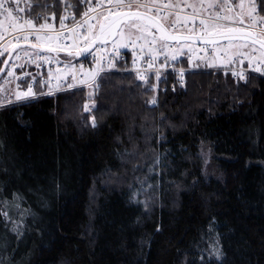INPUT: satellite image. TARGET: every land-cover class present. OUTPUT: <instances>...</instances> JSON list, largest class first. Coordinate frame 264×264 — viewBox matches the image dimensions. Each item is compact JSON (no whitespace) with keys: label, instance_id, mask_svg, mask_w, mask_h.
<instances>
[{"label":"trees","instance_id":"1","mask_svg":"<svg viewBox=\"0 0 264 264\" xmlns=\"http://www.w3.org/2000/svg\"><path fill=\"white\" fill-rule=\"evenodd\" d=\"M170 74L103 73L89 105L73 88L0 106V202L14 215L23 191L41 214L18 211L0 264H264V77Z\"/></svg>","mask_w":264,"mask_h":264},{"label":"snow or ice","instance_id":"2","mask_svg":"<svg viewBox=\"0 0 264 264\" xmlns=\"http://www.w3.org/2000/svg\"><path fill=\"white\" fill-rule=\"evenodd\" d=\"M12 2L13 0H7L6 4L5 0H0V17H2L0 19V39H3L5 34L18 33L14 37L10 36V40L31 44L32 55L27 53L26 55L38 67L40 61L51 62L55 59L50 55H43L40 49L47 48L50 52L66 51L63 41L68 39L72 40L76 55L87 51L97 41L101 43L112 41L114 47L126 41L133 46L134 57L137 53V46L141 56H145V49H147L148 68L154 67L159 56H164L166 60L169 57L175 60L184 49L192 52V42L201 41L205 46L211 45L215 52L220 54L216 59L225 66L237 61L243 64L247 60L249 68L264 72V15H261L264 13V0H248L247 3L245 0H240L239 11H236V6L230 5L228 0H224L223 3L219 0H199V3L196 0L192 3L186 0H129V2L114 0V7L126 8L129 11H117L116 13L109 11L102 19L98 18V23L95 25L89 22L92 19L89 17L83 23L78 22L80 28L86 25L87 31H78L74 25L69 30L70 36L63 31L66 28V17H60L61 31H57L54 24L48 22L47 16H44L42 23H37L36 21L41 18L39 13L32 18L16 15L17 11L23 12L25 9L12 7ZM85 2L89 3L90 11L91 0H85ZM187 8H191L192 12L182 15L181 9ZM52 15L54 19L55 14ZM83 15L87 16L88 12L86 11ZM73 19H75V14H73ZM30 37H34V40ZM81 40L84 44L83 48L80 47ZM220 41L226 43L221 45ZM172 42H176L175 45ZM10 46L16 48L17 44L13 43ZM191 60L192 56H189V62ZM7 63L8 61H5V64ZM133 64H136L135 59ZM113 66L109 64V67ZM68 67L72 66L69 64ZM96 71L98 70L89 69L90 76H95ZM180 71L183 72V69ZM8 74L9 76L14 75L12 69L8 70ZM232 74L245 79L243 70L239 73L233 70ZM159 75L157 72L158 78ZM137 76L141 80L146 79L145 75L139 71ZM75 78L73 75V79ZM68 87L71 88L72 85L69 84ZM19 88L20 86L17 85V91L14 94L16 101L36 95L31 83L27 90L21 91ZM149 102L155 103V98ZM10 103L12 101L0 99V106ZM93 125L95 126V118H93Z\"/></svg>","mask_w":264,"mask_h":264},{"label":"built area","instance_id":"3","mask_svg":"<svg viewBox=\"0 0 264 264\" xmlns=\"http://www.w3.org/2000/svg\"><path fill=\"white\" fill-rule=\"evenodd\" d=\"M60 2V5L62 6L59 9V12L57 14V17L55 19V29L57 31H61L60 29V17L64 16L66 17L65 19V25L66 28L63 30L65 31L66 35L70 36V31L73 26L75 25L77 27L78 31L86 32L87 31V26L85 25L84 28L79 27V23H83L84 20L88 19L91 17L94 13H96L98 10H104L106 13H109L110 8H116L114 6H102V8L97 9L94 8L93 10H88V8H83L79 9V15H76L74 13V7L73 3L69 2L68 0H57ZM7 4V0H5ZM31 3V0H13L12 2V7H17V8H23L25 11L19 12V16L25 17V18H30L28 11H29V4ZM53 6V4H51ZM88 12L87 16H84L83 13ZM73 14H75V19H73ZM95 20H90L89 22L92 23ZM79 22V23H78ZM18 33H9L5 34L3 39H0V45H3V47H0V54L2 53L4 47L6 44L10 43L13 44H18V43H23L22 41H15L14 39L10 40V36L14 37ZM31 40H34V37H30ZM65 48L67 49L66 51H62L64 54L67 52V56H70V61H71V68L72 71L67 74V77L69 79L68 82L61 84L60 79L55 80H49L48 77L41 76L40 75V81L36 82V80L32 77H27L28 74L32 71H40L42 72L43 70L46 71L47 74L50 72H53L54 69H57L60 67L59 64H56V62L53 60L50 62V64L45 63L44 61L39 62V67L37 66L36 63H33L32 60H29L28 55H32V53H28L26 55L25 52H18L14 51L12 53V56L10 57L5 71L3 75L5 76L4 79L9 81L10 86H11V96H12V102H18L14 99V94L17 91V85L20 86L19 90L24 91L27 90L29 83L32 84L33 92L36 93L34 96H30L26 99L30 98H35L39 95H51L60 91H64L67 89H72V88H82L85 91L86 96L89 99H92L95 93V88L98 84V78L101 74L106 73V72H112V71H131L137 74V72H141L145 75V77L149 74L157 77V72H159V77L164 74V73H173V72H179L181 73L180 69H183V72L188 69H192V67H183L180 66L179 68H175L176 63L181 62L180 58L179 59H171L170 57L166 60L164 56H159L157 60L155 61L154 67L148 68V61L146 59L147 56V49H145V56H141L139 53V48L137 46V53L136 56L134 57L133 55V46H130L128 43L125 44L123 47L119 48H113L110 47L109 44H97L93 50L86 54H80L76 55V48L72 46V40H64L63 41ZM80 47L83 48L84 44L83 41H80ZM121 48V49H120ZM40 51L43 53V55H51L52 54L47 53L40 49ZM16 52V53H15ZM18 54V56H17ZM33 59L35 57L33 56ZM134 59L136 60V64H133ZM247 60L244 61L243 64H241L239 61H237L234 64L225 66L222 65V69L227 70L229 74L232 77H235L232 73L233 70H238L241 71L243 70L244 72H255L261 76L264 77L263 73H258L255 71L253 68H249L248 64H246ZM109 64L114 65L113 67H109ZM15 65V67H13ZM161 65H164L163 67ZM82 66V67H81ZM12 69L14 75L9 76L8 70ZM89 69L93 70H98L96 71L95 76H90L89 74ZM182 74H179L178 76H182ZM73 75H75V79H73ZM84 80L85 82L81 83L80 81ZM39 84V86L43 89L42 92H37L36 91V86ZM71 84L72 87H68V85ZM62 85V86H61ZM23 99V100H26ZM21 101V100H20Z\"/></svg>","mask_w":264,"mask_h":264},{"label":"rangeland","instance_id":"4","mask_svg":"<svg viewBox=\"0 0 264 264\" xmlns=\"http://www.w3.org/2000/svg\"><path fill=\"white\" fill-rule=\"evenodd\" d=\"M68 1L73 3L74 13L76 15H79L80 11H78V10L80 8L81 9L88 8V10H89L90 5H89V3L85 2V0H68ZM126 2H129V0H126ZM186 2L192 3L193 0H186ZM196 2L199 3V0H196ZM219 2L223 3L224 0H219ZM247 2H248V0H245V3H247ZM228 3L230 5H232V6H236L235 10L239 11L238 5L240 4V0H228ZM32 4H33V0H31V3L29 4L30 5L29 8L31 7ZM51 4H53V6H51ZM103 5L104 6L109 5L110 7L114 6V0H111V2H110V0H91V10H93L96 7H97V9L102 8ZM61 6H62V4L60 5L59 1H57V0H49L48 3H46V7L49 10L48 13L45 14V15H42V18L40 20L36 21V22L37 23H42L43 19H44V16H47L48 22L55 25V19L57 17V15L55 14V11H56L57 8L60 9ZM15 8H17V7H15ZM124 9H126V8H121V9L110 8V11L112 13H114V12H116L118 10L120 11V10H124ZM217 10H219V9H217ZM181 12H182V15L183 14H190L192 12V9L191 8L181 9ZM53 13L55 14V18L54 19H53V15H52ZM105 13L106 12L104 10H102V9L98 10L96 13H94L91 16V18L93 20H95V21L92 22V24H94V25L97 24L98 23V18L102 19L103 16L105 15ZM15 14L19 15V11H17ZM98 14H99V17H98ZM30 18H32V17H30ZM0 19H2V17H0ZM196 24L197 25L199 24L198 20L196 21ZM5 26H7V24ZM225 43L226 42H223V43H220V44L223 45ZM125 44H127L126 41L122 42V43H120V44H118L117 46L114 47V45H113V43L111 41L109 43V46L113 47V48H119V47L125 46ZM192 44H193V51L192 52H188L187 49H184V50H182L180 55L176 56L175 59H179L180 58L181 62L176 63L175 68H179L180 66H183L182 58L185 56L187 58V61H188V67H192V69H198V68L199 69H215V68L216 69H222L221 67H222L223 64H221L220 61L218 59H216V57L218 55H220V54H217L211 45L205 46V45H197V44H194V43H192ZM10 48H11L10 43H8V44L5 45L3 51L6 50V52H8ZM15 51L18 52V49L15 50ZM19 52L32 53V47L21 48L19 50ZM52 55L55 58L54 61L56 62V64L60 65L59 68L54 69L53 72H50L49 74H47L45 70H43L42 72H40V71L39 72L38 71H35V72L32 71V72H30L28 74L27 77H29V78L32 77V78H34L36 80V82H39L40 81V75L41 76L42 75L43 76L46 75L50 81L51 80L57 81V79H60L61 84L68 82L69 79L67 77V74L72 71V68L68 67L69 64L71 65L70 56H67V53L66 54L60 53L59 55L52 54ZM189 56H192L191 62H189ZM45 63L50 64V62H45ZM246 64H248V62ZM253 69H255V68H253ZM222 70H224V69H222ZM224 71H227V70H224ZM236 72L239 73L240 71L236 70ZM244 73H245V75L248 74V73H250V74L253 73V74L259 75V74L255 73V72H246L245 71ZM258 73H263L264 74V72H258ZM179 74H182V72L181 73L173 72V73L170 74V75L175 76V78H176V79H174V77H173V79L169 83V85L171 87L173 85H175V86L183 85L181 77L178 76ZM4 77L5 76L0 78V86H2V87H0V99H7V100L12 101L11 100L12 99L11 86H10L9 81L5 80ZM235 77H239V75H236ZM154 81H155V83L159 82V81L156 80V77L154 78ZM157 84H159V83H157ZM98 85H99V78H98V84H97V86L95 88L94 96H95V94L98 91V88H99ZM153 86H155L154 88L157 87V89H158V86H156V85H153ZM39 88H40V86L38 84L36 86V90L39 89ZM164 88H162L161 90L163 91ZM64 91H66V90H64ZM60 92H62V91H60ZM60 92H57V93H60ZM57 93H54V94H57ZM54 94H51V95H54ZM157 94L158 93H155V103L156 104L158 103V102H156V100H158V95ZM94 96H93L92 99H89L86 96V94L84 93L86 104L89 105V102L94 100ZM30 99H33V98H30ZM26 100H28V99H26ZM21 101H25V100H21ZM12 103H15V102H12ZM37 197L34 198V201L37 202V203H35V205L38 206L39 208L43 209L44 208V206L42 204L43 202L40 199V197H38V198ZM24 201H25V195L23 194V191L15 190V192H13L12 199L10 200V202H8V204L6 203V206L10 207L12 209H16L17 208V210L20 211V214H19L18 217H20V218L22 217L24 219V221H26L28 219H31V220H33L35 222H39V220L41 219V214L38 211V209L37 208H31L30 206H27ZM28 203H31L30 198H28ZM17 205L20 206V208H18ZM0 210L2 211V213L0 211V248L6 249V247L8 245H5L3 243L2 238H3V240H6L5 236L8 233H10V230H11L10 229V224L14 225L15 227L17 226V224H18L17 223V214L19 212L16 211V212H13L14 215L13 214L10 215V211L7 210V208L1 202H0ZM24 237L25 236L23 234H21V233H19V238L17 236V238L20 239V240H19L18 246L15 245L14 248L12 249V256H15V254H17V255L21 254V252L24 249L23 247L28 244L27 238L25 237V239H24ZM6 241H8V240H6ZM1 259H3V258H1Z\"/></svg>","mask_w":264,"mask_h":264},{"label":"water","instance_id":"5","mask_svg":"<svg viewBox=\"0 0 264 264\" xmlns=\"http://www.w3.org/2000/svg\"><path fill=\"white\" fill-rule=\"evenodd\" d=\"M120 11H122V12H123V11H129V9L120 10ZM141 11H143V10L141 9ZM115 13H116V12H115ZM110 42H111V41H107V42H105V43H101V42L97 41V42L93 43V45H92L90 48H88L87 51H82L81 53H82V54H86V53L90 52L91 50H93V49L95 48V46H96L97 44H108V43H110ZM223 42H225V41H220V43H223ZM172 43L175 44L176 42H172ZM192 43L197 44V45H204V43L201 42V41H194V42H192ZM25 47H31V45H30V44H26V43H18L16 48H12V47H11V48L9 49V51L7 52V54H6V56H5L4 60H3V62H2V64H1V67H0V69H3V71H0V78H1L2 74L4 73L5 68H6V65H7V64H5V61H9L10 57L12 56V53H13L15 50H17V49H19V48H25ZM42 50L45 51V52H47V53L54 54V55H58V54L61 53V52H50L47 48H42ZM9 53H11V54H9ZM67 53H68V52H67Z\"/></svg>","mask_w":264,"mask_h":264},{"label":"bare ground","instance_id":"6","mask_svg":"<svg viewBox=\"0 0 264 264\" xmlns=\"http://www.w3.org/2000/svg\"><path fill=\"white\" fill-rule=\"evenodd\" d=\"M31 45V44H30ZM3 75V74H2ZM2 77V76H1ZM157 88V87H156Z\"/></svg>","mask_w":264,"mask_h":264},{"label":"flooded vegetation","instance_id":"7","mask_svg":"<svg viewBox=\"0 0 264 264\" xmlns=\"http://www.w3.org/2000/svg\"><path fill=\"white\" fill-rule=\"evenodd\" d=\"M143 10V9H142Z\"/></svg>","mask_w":264,"mask_h":264}]
</instances>
